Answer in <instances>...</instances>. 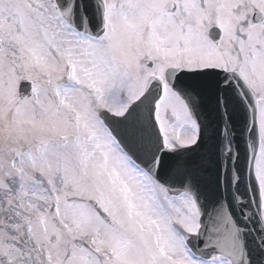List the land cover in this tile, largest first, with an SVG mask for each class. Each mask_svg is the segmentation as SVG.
<instances>
[{"label": "snow or ice", "instance_id": "obj_1", "mask_svg": "<svg viewBox=\"0 0 264 264\" xmlns=\"http://www.w3.org/2000/svg\"><path fill=\"white\" fill-rule=\"evenodd\" d=\"M0 264H264V0H0Z\"/></svg>", "mask_w": 264, "mask_h": 264}]
</instances>
